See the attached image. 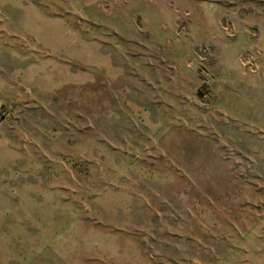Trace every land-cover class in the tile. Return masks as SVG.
I'll list each match as a JSON object with an SVG mask.
<instances>
[{
	"label": "rangeland",
	"instance_id": "374dc122",
	"mask_svg": "<svg viewBox=\"0 0 264 264\" xmlns=\"http://www.w3.org/2000/svg\"><path fill=\"white\" fill-rule=\"evenodd\" d=\"M81 2L0 0V264H264V0Z\"/></svg>",
	"mask_w": 264,
	"mask_h": 264
},
{
	"label": "crops",
	"instance_id": "0c3cea01",
	"mask_svg": "<svg viewBox=\"0 0 264 264\" xmlns=\"http://www.w3.org/2000/svg\"><path fill=\"white\" fill-rule=\"evenodd\" d=\"M81 1L83 6H85V9L82 12L83 18L92 20L91 15H89L90 13H88V6L90 5V3L87 2V0H81ZM75 5L76 6L79 5V2H76ZM113 13L115 14L114 23H113L115 27L114 29L122 30L129 27L130 15L128 10L115 9ZM170 13L173 14V12ZM154 14L156 16L159 13L154 12ZM60 23L62 25L60 29L64 31L66 34L68 31H70L69 29H72L71 27L68 28L69 25L66 23L65 20H60ZM69 36H71V33H69ZM139 219L140 218L128 217L124 220H120V222L127 224L123 226V229H126L124 231H130V230L146 231L147 230L146 226L140 225L145 221ZM159 222H164V221H159ZM153 229L166 230L169 228H167L166 226H156ZM71 230H73L75 234L74 254L70 256V254H68L67 251H64L62 260H60L61 264H101L100 261H102L103 258L102 256H105L107 260H109L110 262L112 263L114 262L115 248H113V245L115 244L116 240H119V237L115 238L113 232H110V230L106 232L102 231L100 235L99 233L96 232V228L94 226H80V227L75 226L72 229V227L69 226L67 227L65 225L64 230L62 229L60 234L62 236L64 235L66 245L72 244L71 240L67 238V234L68 232L70 233ZM95 234L97 236H95ZM123 238H121L122 240L119 241H122L124 244V242H126L127 240L126 239L124 240ZM121 260L124 261L125 259H121Z\"/></svg>",
	"mask_w": 264,
	"mask_h": 264
}]
</instances>
